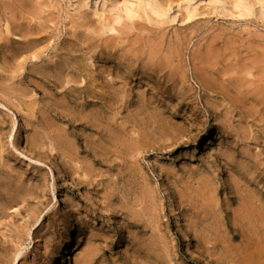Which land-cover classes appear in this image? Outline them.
<instances>
[{"label": "rangeland", "instance_id": "obj_1", "mask_svg": "<svg viewBox=\"0 0 264 264\" xmlns=\"http://www.w3.org/2000/svg\"><path fill=\"white\" fill-rule=\"evenodd\" d=\"M230 1L155 0L163 10L155 14L144 0H35L43 16H51L54 36L47 53L34 61L41 65L56 52L66 56L65 44L79 48L87 67L82 86L91 87L93 72L98 94L112 98L121 89L124 101L117 120L114 111L96 107L99 134L84 126L68 131L67 143L78 149L72 160L58 140L41 136L38 125L26 131L27 111L0 95L7 130L0 129V205L10 203L0 218V264H58L62 257L64 264H264V166L255 161L258 155L264 162V122L249 127L257 141L244 143L240 110L233 123L224 120L231 104L216 102L224 99L221 91L207 89L210 72L220 74L228 54L264 55V23ZM241 1L257 8L264 2ZM9 27L2 18L0 29ZM150 48L159 51L150 64L161 59L162 67L148 65ZM4 55L0 49V74L7 77ZM30 64L20 72L28 74ZM33 87L23 85L30 92L25 100L32 95L41 108L43 90ZM151 88L161 102L147 106ZM185 89H192L189 106L180 98ZM122 122L128 131L115 128ZM64 126L59 119L55 127ZM15 135L20 151L13 146ZM247 148L251 156L243 154ZM10 168L15 184L4 179Z\"/></svg>", "mask_w": 264, "mask_h": 264}, {"label": "bare ground", "instance_id": "obj_2", "mask_svg": "<svg viewBox=\"0 0 264 264\" xmlns=\"http://www.w3.org/2000/svg\"><path fill=\"white\" fill-rule=\"evenodd\" d=\"M226 1H230V0H226ZM238 1L239 0H235V3L236 4L238 3V5H236L234 7H238L239 9H241L243 11V13H245L249 16H254L256 19H258L259 21L264 23V2L262 4L260 3L261 5L259 4L260 6L257 8L254 5H250L246 1H243V2L242 1L238 2ZM38 2H35V0H0V21L2 20V18H4L11 25V27L7 28L5 31L0 29V49L6 53V55H4V57H3V63H4L3 65L5 68L4 71H7L9 73L7 77H4L3 73H2L3 75L0 74V95H2V93H3L2 97H7L9 100V104L10 103L12 105L16 104V106H18V109L20 111H23L24 109L27 111V115H26L27 124L25 126L26 131H27V128L39 126L41 128V130L44 131L43 133H41V136L43 138L50 137V138H53V140L54 139L58 140L57 142L59 143L60 147L64 148V151L62 149V154H66L65 156H67V157L69 156L72 160H75L78 158L77 154L75 155V153L78 152V149H77V147H74L72 149L70 147L71 143L70 144H69V142L67 143V141L69 139L68 137L70 136V135H68V131L69 130L73 131V129H75V128L78 129V127L84 126L86 129L92 131L93 133L99 134L100 133V127L98 124V115H100V114H98L99 110H97L96 107L99 106V109H100V105H101L103 111L105 109L109 108L110 110L114 111L113 112V117H114L113 119H116L119 117V114H120L117 109L120 108L119 106L122 105L124 100L122 99V96L119 95L121 93V89H117L115 91L116 94L114 96L112 95V98L104 97V96L98 94L96 92L97 90H96V86L94 84V82H96V75H94L93 72L89 73V78L92 81L91 87L82 86V84H83L82 74H83V72L86 71L87 67L83 64V58H81V56L79 54L80 53L79 48L76 49L72 45L70 46L69 44L68 45L65 44L63 46V48L61 49V51L64 52L67 57L64 55L60 56V54H58L56 52V53H54V55L52 57L48 56L49 58L47 57V59L44 60L43 61L44 63H42L41 65L37 64L34 61L35 59L41 60L42 55L46 51H48V49L50 48L49 42L51 39H53V36H54V30L52 31V28L49 24L52 21L51 16L50 15L43 16V13H44L42 10L43 7L40 8L39 5H41V3H38ZM144 2L148 3L147 6L150 7V10L153 13H155V14H161L162 13L163 10L161 11L157 7V5L155 4L156 3L155 0H144ZM192 10H193V8H192ZM130 12H129L128 17L132 18V16L130 15L131 14ZM77 32L78 31L76 29L73 32V34L75 35L76 38H79L81 40V38ZM132 39H134V38H132ZM106 44H108V43H106ZM161 44H162V42H161ZM231 44H233V43H231ZM40 46H42V47H40ZM150 46H151V44H150ZM154 46L156 48V45H154ZM227 46H228V44H227ZM255 47H254V50L257 48V47L255 48ZM69 48L71 49V51L68 50ZM109 48L110 47H108V49ZM228 48H229V46H228ZM250 48H253V47H250ZM127 49H128V47L126 48V50ZM143 49H144V47H143ZM113 51L114 50H112L111 52H113ZM136 51H138V50H136ZM140 51H143V50H140ZM218 51H220V50H218ZM262 51H263V49H262ZM149 52H150V58L147 61V62H149L148 65L154 66L157 68L162 67L163 64H161V62H162L161 59H157L158 63L156 65L152 64V63L150 64V61L153 59V58L151 59V57L156 56V58H157L159 51L157 49L150 48ZM72 53H74V54H72ZM208 53H210V52H208ZM212 53H214V52H212ZM212 53H210V54H212ZM226 53H227V51H226ZM68 54L70 55V57H68ZM23 55H25L24 60L19 62V60H18L19 57H21ZM127 55H128V53H127ZM218 55H220V54H218ZM55 57H56V59H55ZM237 57H239V56H237ZM213 58H216V57H213ZM136 59H137V57H136ZM197 60H198V58H197ZM28 61H31V64H30L29 68L27 69L28 74L21 73L20 71L26 70V68L25 67L23 68V66L24 65L26 66ZM208 61H210V60H208ZM225 61H223L225 64L223 63L222 68H221L222 72H220V74H219V72H218V74H215L214 71L210 70L211 72L208 76L209 79H208V88L207 89H211V91H214V92H216V90H220L221 94H223L224 99L222 101H216V100H214V101L219 102L222 105H224V103L226 101H228V103L231 104V106L228 109H226V113L223 115L224 120H226L228 122L231 121L233 123V121L236 117L235 114L236 113L238 114L237 110H240L239 115L241 117V120H242L243 124L247 126V128L244 127L243 131H241L244 134L242 141L244 143H246L249 139L250 141L256 142L257 141L256 136L255 135L252 136V135H248V134H249L250 129H251V128H249L250 126L253 127L254 125H259V124H262V122H264V72H263L264 70H262L264 68V55L263 56L253 55V56H250L249 58H245V59H235V58H232L230 56V54H228V57H227V59H225ZM215 62H216V60H215ZM194 63L197 64V62H194ZM196 64H194V65H196ZM208 64H210V63L208 62ZM220 64H222V62ZM212 66L215 67L214 65H212ZM195 67L197 68V66H195ZM210 68H211V65H210ZM210 68L208 66V69H210ZM175 70H176V68L174 70L170 71V73H169V76L171 79L170 81L174 80L173 77H175L174 76ZM0 73H1V71H0ZM108 76H110V75H108ZM34 78H38L40 80V83L41 84L44 83V84L41 85L36 81L34 82L33 81ZM186 79H187V77L184 78V80H186ZM122 80H123V78H122ZM219 80H220L219 83H221V82L223 83L222 87L216 86V84H218L217 82ZM52 83L54 85H51ZM24 84H26V85L29 84V85L34 86L36 88V91H40L39 88H42L41 91L43 90V92H42L43 93V100H40V101H43V103H42L43 106L42 107L39 106L41 108L37 107L41 102L38 104V100L37 101L33 100L32 95H30L31 98L28 102H27V100H25L28 98V95L30 94V92H28V90L26 88H23ZM125 84H123V86ZM206 85H207V83H206ZM123 86L121 87L122 89H123ZM4 87H6L7 93H5L3 91ZM168 88L169 87L167 85H165V91L168 90ZM185 90L186 91L184 93H181V90L178 93L179 94L181 93L180 94L181 97L180 96L179 97L182 100V104H183L182 106H185V105L189 106L190 104H192L194 102L193 100H191L192 98L190 99V97H189V93L192 92L191 91L192 89H189V90L185 89ZM149 91L146 92L147 94H149L146 97L147 98V106L153 105L155 102H157V104H159L161 101L159 99L155 98L151 94L153 89L151 88V90H149ZM58 97H61V98H58ZM13 98L17 99V102L13 101L12 100ZM108 105H110V106H108ZM5 106L2 105V103H0V107L5 109ZM220 106L218 108H220ZM2 108H0V112H1ZM211 108H215V106L211 107ZM226 108H227V106H226ZM6 110H8V109H6ZM11 114L13 115V113H11ZM46 114H48L47 116H49V117L52 116V118L48 119ZM177 114H178V112H177ZM151 118H153L152 121L154 124L157 123V120H156L157 118L155 116L152 115ZM59 119H61V121L64 122V125H65L63 128H60V129L55 127L56 122L59 121ZM16 120H17V118H16ZM82 121L84 122V124ZM36 125H38V126H36ZM126 127L127 126L125 125V123L122 122V124H120L119 127L117 126L115 128L118 129V131L120 130L121 132H123V131L126 132V131H128V129H126ZM5 128H6V120H4L3 118L0 117V129L5 131L6 130ZM13 128H14V132L17 135H18V133L21 132L20 131V129H21L20 125L18 124L17 121L14 122L12 129ZM153 129L155 130V126ZM167 130H168L167 127H165V126L162 127V132L163 131L167 132ZM131 131L134 133L137 132L133 128ZM157 131L158 130H156V135H157ZM159 131H161V130H159ZM106 133H108V134L107 135L105 134V135L109 136V130H107ZM245 133H247L246 137H245ZM2 134H3V132H2ZM12 134H13V132H12ZM17 135H15L13 146H14L15 150L20 151L18 148L20 139H17L18 138ZM34 142H36L35 139H34ZM194 142H195L194 140H191L190 142H188V145H191ZM42 144L39 145V148L43 149L44 144L43 145ZM143 144H145V143H143ZM165 144H166V142H165ZM142 147H144V146H142ZM86 148H91V146L89 144H87ZM179 148H183V146L178 147V149ZM247 149L248 150H243V154L245 156H251V152H250L249 148H247ZM22 152H20L21 156L30 159L28 156L24 155V153H22ZM108 155H110V154H108ZM252 157L254 158V156H252ZM255 161L257 164L264 166V162H261V159L259 158L258 155L255 156ZM106 164H108V163H106ZM11 169L12 168H10L11 172L8 171L6 173V177L4 179H5V181L6 180L9 181L10 184H15L18 177H17V175H14L15 172H14V170H11ZM137 175H138V173H137ZM0 179H2L1 174H0ZM18 182L20 183L21 181L18 180ZM149 192H148V194H149ZM150 197H151V195H150ZM254 205L257 206L256 202L251 203L250 205H248V207L253 208ZM9 208H10V203L0 205V218L3 217V215L5 214L7 209H9ZM246 216H249V214ZM75 245L76 244L74 242V239H71V243H70V247H69L71 251L75 249ZM19 257H18V259H19ZM156 257H159V255H157ZM58 264H64V258L63 257L60 259Z\"/></svg>", "mask_w": 264, "mask_h": 264}]
</instances>
